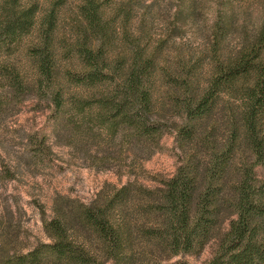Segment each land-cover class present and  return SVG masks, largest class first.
Segmentation results:
<instances>
[{
  "label": "trees",
  "instance_id": "1",
  "mask_svg": "<svg viewBox=\"0 0 264 264\" xmlns=\"http://www.w3.org/2000/svg\"><path fill=\"white\" fill-rule=\"evenodd\" d=\"M138 3L76 0L66 20L65 0L41 19L36 5L0 0V135L6 116L32 101L53 114L56 143L86 168L136 177L164 136L177 150L169 179L54 207L43 222L48 243L13 254L1 244L0 264H159L212 242L208 264H264V19L222 53L231 20L219 12L203 77V56L178 51L170 63L158 45L117 37ZM28 37L23 64L13 65ZM27 139L26 160L49 153L38 132Z\"/></svg>",
  "mask_w": 264,
  "mask_h": 264
},
{
  "label": "rangeland",
  "instance_id": "2",
  "mask_svg": "<svg viewBox=\"0 0 264 264\" xmlns=\"http://www.w3.org/2000/svg\"><path fill=\"white\" fill-rule=\"evenodd\" d=\"M54 1L21 0V3L36 5L41 19L51 10ZM119 1L124 3L127 0ZM75 2L65 0L61 11L63 19L75 8ZM138 2L132 11L129 9L131 13L126 25L118 27L117 37L139 40L142 46L158 45L161 61L170 63L178 51L186 56H203L206 60L203 77L209 74L208 61L213 57L209 36L218 22L219 12H224L231 20L222 53L236 50L241 38H252L264 19V0ZM192 9L194 15L187 17ZM69 27L68 22L62 24L61 33L68 31ZM29 41L30 37L20 44L13 65L23 64L18 58L19 52L27 48ZM1 127L5 133L0 135V246L5 244L11 254L48 243L43 222L53 218L54 207L71 210L80 204H90L98 195H108L109 191L133 180L154 188L161 180L172 177L177 167L175 137L168 134L161 141L160 151L137 169L136 177L119 178L111 172L86 168L68 148L56 143L58 121L53 114L32 101L18 105L2 121ZM11 128L21 130L20 134L9 132ZM32 131L46 138L49 153L29 161L22 151L28 141L27 134ZM9 172L14 173V179H8ZM258 173L263 175L261 170ZM215 248L212 242L199 253L181 254L159 264H208Z\"/></svg>",
  "mask_w": 264,
  "mask_h": 264
}]
</instances>
